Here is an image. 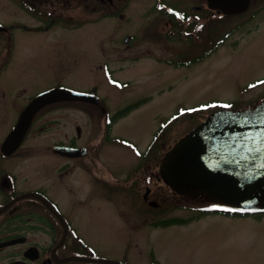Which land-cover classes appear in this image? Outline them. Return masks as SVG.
Segmentation results:
<instances>
[{
    "label": "rangeland",
    "instance_id": "1",
    "mask_svg": "<svg viewBox=\"0 0 264 264\" xmlns=\"http://www.w3.org/2000/svg\"><path fill=\"white\" fill-rule=\"evenodd\" d=\"M163 1L191 16L196 12L191 7L203 3ZM8 4L10 0H0V20L35 25ZM120 4L123 18H107L105 25L93 20L96 16L92 15L90 24L81 28L72 24L42 34L16 32L9 55L6 37L0 35V142L14 126L25 100L59 84L96 93L113 112L132 101L150 99L115 123L110 139L122 137L127 140L123 142L108 143L102 124L86 123L82 109H90L97 116L96 107L54 106L40 114L27 140L39 150L27 165L49 185L56 164L66 162L57 160L50 147L75 135L76 125L85 124L88 136L84 142H100L106 173L127 183L131 177H141L145 163L151 168L156 165L213 106L245 109L260 92L261 88H256L242 94L249 81L264 76V16L233 32L205 57L200 50L207 36L219 40L235 31L243 20L215 22L212 28L203 13L205 29H212V35L203 33L199 40L195 26L187 25V32L196 36L188 34L185 39L174 35L167 40L159 37L176 26L168 25L165 17L153 11L154 0H122ZM127 34L134 36L129 43L122 40ZM148 51L154 60L169 58L170 66L147 58ZM103 63H108L111 77L106 75ZM118 80L129 84L119 85ZM166 123L169 128L158 133ZM156 135L150 159L140 158L134 146L143 152ZM153 171L156 173V168ZM77 172L69 176L76 189L72 196L62 190L50 192L82 238L80 255L128 264H150L151 260L158 264H264V213L249 218L203 216L191 211L204 206V202L175 198L173 194L162 208H152L142 199L140 182L134 194L123 186L116 193L105 194L93 181L96 188L89 191L90 175ZM152 196L153 201L158 200ZM168 219L190 223L158 225ZM20 249L17 246L4 251L0 264H6L7 256Z\"/></svg>",
    "mask_w": 264,
    "mask_h": 264
},
{
    "label": "flooded vegetation",
    "instance_id": "2",
    "mask_svg": "<svg viewBox=\"0 0 264 264\" xmlns=\"http://www.w3.org/2000/svg\"><path fill=\"white\" fill-rule=\"evenodd\" d=\"M10 5L14 8L20 15L29 18L34 21L35 25L29 26L26 23L19 22L17 20L10 19L7 22L0 20V23L3 24L4 30H0V35L6 37L7 46L5 49L8 52H11L14 43V36L16 32L21 33H35L42 34L48 33L54 27L60 25H72L77 24L78 28L85 27L90 24L91 16L95 15L98 19V22H101L105 25V20L107 18H123L124 9L121 6L122 0H10ZM202 3L201 6L193 5L191 9L195 12L194 16L189 15L185 11H180L177 6L168 5L163 0H154L153 11L158 12L160 15L165 17L169 24L176 26L175 30H167L163 32L159 38L169 39L172 36H178L179 38H187L196 34L187 32L185 27H179L177 21L180 22H194L195 29L197 31L198 39H202L203 33L208 34L211 32L209 29H205L206 24L203 21V13H206L205 19L210 26L224 21L227 19H240L242 22L235 29V31H230L225 33L223 38L219 40H212V37H206V45L201 46L200 53L205 57L210 56L214 53L215 49L218 48V44L223 43L225 38H228L236 32L238 29L244 25L251 24L256 21L260 16H264V0H250L248 9L242 13L225 15L219 12L218 10H211L208 8L206 0H200ZM198 12V13H197ZM239 20V21H240ZM96 22V21H93ZM216 22V23H215ZM181 26V25H180ZM172 27V26H171ZM179 27V29H178ZM215 28V27H214ZM215 32V31H214ZM212 35V34H211ZM134 39V36L127 34L123 37L125 43L126 39ZM121 42V41H119ZM149 59L152 58V52L148 51ZM200 56L204 58V56ZM154 61L156 63H163L166 66H170L171 61L169 58H163L160 61V58H156ZM123 62V60H122ZM108 63H103L102 67H106ZM249 81L246 85V88L243 89V92L253 90L256 88L260 92L255 94L253 101L254 103L261 104L264 103V76L256 77ZM59 86H66L64 84H59ZM147 98V97H146ZM93 106L97 108L98 115L95 116L91 114L90 109H82V113L86 116V123H99L102 124L104 128V133L109 129L110 125H114L116 118L118 117V111L115 113L109 111L108 109L103 110V104L92 105L89 103L81 102H60L53 105L60 108H73L75 106ZM22 108L18 111L21 112ZM18 113V114H19ZM98 117L100 120L98 121ZM67 124L64 123L65 127ZM85 124L84 126L76 125L75 126V135L71 136L68 140H61L50 147L51 152L56 157L57 160H65V163L56 164L55 172L52 176V179L49 182L42 179V176L32 169L31 165H27V161L31 160L30 157L35 156L39 149L31 143L24 141L21 146L11 152L10 154H5L2 150V142H0V210L4 207L7 209L0 214V244L9 242L11 240H16L15 245L0 247V257H4V251H8L14 247H22V249L17 250L13 255L9 254L7 257V263L11 262H23L26 264H59L56 263L53 259V249L57 245H60V241L63 238L64 234V224L63 222L50 211V209L43 204L41 198L49 200L57 209V211L63 216L65 221L69 226V233L65 238V241L61 248L54 254L57 258H65L73 255H63L61 254V249L64 245L77 243L76 239L71 236V233L74 229L72 222L67 217L65 212L62 210V207L59 203L54 200L51 196V190L66 192L68 195L72 196L71 193H75L76 189L72 178L69 176L77 171L79 174H88L91 177V184L86 188L89 191H92L96 188V185H99L103 193L107 194L108 192H118L122 190V186L125 187L130 193L134 194V188L137 185V182L142 184L144 192L142 195L143 201L152 208L160 209L163 207V203L170 197L171 194L175 198H181L174 193H172L165 185H163L157 174L153 171L154 166L151 168L150 165L145 163L143 165L144 169L142 171L141 177H131L129 181L125 183L122 179L113 178L111 181L107 180L106 165L103 158L99 157L100 149L99 144L92 146L90 141V136L87 137V142L85 140ZM106 134V133H105ZM88 136V135H87ZM54 146H67L70 148H84L86 151H79V156L67 157L63 154H58L54 151ZM150 159V158H146ZM32 163H36L31 161ZM154 163V161H151ZM89 167L91 171L89 172ZM76 170V171H75ZM138 167L135 169L137 172ZM78 173V172H77ZM93 181V182H92ZM125 190V189H124ZM65 193V194H66ZM66 194V195H67ZM158 200H152V195ZM191 212L196 213H205L208 216L217 215L218 210L216 208L204 207L198 208ZM181 220V219H180ZM190 222L180 221V224H188ZM43 235L46 237L43 238ZM37 236V237H36ZM72 243V244H71ZM38 251H37V250ZM34 251V252H32ZM5 253V252H4ZM35 258V260H32ZM71 264V263H63Z\"/></svg>",
    "mask_w": 264,
    "mask_h": 264
},
{
    "label": "water",
    "instance_id": "3",
    "mask_svg": "<svg viewBox=\"0 0 264 264\" xmlns=\"http://www.w3.org/2000/svg\"><path fill=\"white\" fill-rule=\"evenodd\" d=\"M207 1L210 8L225 14L241 12L249 2ZM59 101L99 103L93 95L66 88H54L37 95L4 141L3 152L9 154L14 151L24 139L35 115L43 107ZM58 150L71 156L77 151L68 148ZM158 172L162 181L179 195L200 197L208 203L241 211H264V105L253 110L212 112L164 154ZM66 260L79 259L72 257ZM80 261L105 262L84 258Z\"/></svg>",
    "mask_w": 264,
    "mask_h": 264
},
{
    "label": "snow or ice",
    "instance_id": "4",
    "mask_svg": "<svg viewBox=\"0 0 264 264\" xmlns=\"http://www.w3.org/2000/svg\"><path fill=\"white\" fill-rule=\"evenodd\" d=\"M225 107H228V106H225Z\"/></svg>",
    "mask_w": 264,
    "mask_h": 264
}]
</instances>
